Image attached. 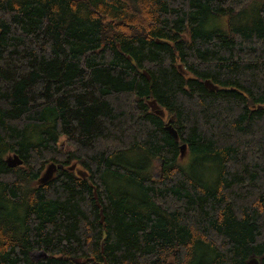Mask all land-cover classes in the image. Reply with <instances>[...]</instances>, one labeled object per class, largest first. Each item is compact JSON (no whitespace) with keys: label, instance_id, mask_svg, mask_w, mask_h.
I'll list each match as a JSON object with an SVG mask.
<instances>
[{"label":"trees","instance_id":"16d2710c","mask_svg":"<svg viewBox=\"0 0 264 264\" xmlns=\"http://www.w3.org/2000/svg\"><path fill=\"white\" fill-rule=\"evenodd\" d=\"M254 257L264 0H0V264Z\"/></svg>","mask_w":264,"mask_h":264},{"label":"water","instance_id":"95a60500","mask_svg":"<svg viewBox=\"0 0 264 264\" xmlns=\"http://www.w3.org/2000/svg\"><path fill=\"white\" fill-rule=\"evenodd\" d=\"M180 68L182 69V66L180 65ZM144 74L147 75V72L144 70L143 71ZM205 84L207 87H209L210 89H217L218 87L216 85H214L210 80H205ZM149 106L151 107V109L159 115L164 116L165 112L164 109L159 107V105L157 104V102L155 100H149L148 102ZM167 128L168 130L176 137L178 138V134L176 132V130L174 129L173 125L171 124V118L169 119V121L167 122ZM185 149V145H182V150ZM7 162L9 163L10 166H17L22 164V160L19 159L16 156H10L7 158ZM63 168V165H57L56 163H51L47 166L43 176H42V181H47L48 179H50L54 172L57 170V168ZM73 169H76V165L73 166ZM77 172L80 176L82 177H86L87 176V172L85 170L82 169H77ZM97 197V195L95 196ZM98 205L100 206V204L98 203ZM46 255V253H44ZM247 264H258V259L257 258H251Z\"/></svg>","mask_w":264,"mask_h":264},{"label":"rangeland","instance_id":"374dc122","mask_svg":"<svg viewBox=\"0 0 264 264\" xmlns=\"http://www.w3.org/2000/svg\"><path fill=\"white\" fill-rule=\"evenodd\" d=\"M221 24L224 23V21L222 20L220 22ZM61 147L65 150H71L72 147L69 146L66 142H65V139L64 137L61 138ZM199 156H195L194 154H187L185 156V160H184V163L186 166H191L192 164H194L196 161H199ZM203 160L201 159L200 162H201V165L197 167L198 169V172L201 173V174H204V171H214L215 172V169L214 167L212 166L211 163H206V162H202ZM42 256V253L39 252V251H36L33 253V257L35 259H38Z\"/></svg>","mask_w":264,"mask_h":264}]
</instances>
